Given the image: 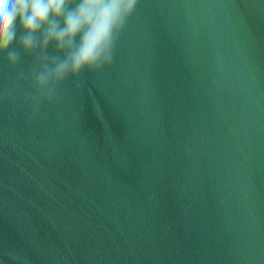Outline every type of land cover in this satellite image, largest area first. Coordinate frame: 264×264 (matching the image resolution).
<instances>
[{
  "label": "water",
  "instance_id": "95a60500",
  "mask_svg": "<svg viewBox=\"0 0 264 264\" xmlns=\"http://www.w3.org/2000/svg\"><path fill=\"white\" fill-rule=\"evenodd\" d=\"M32 91L0 105V264H264V0H140L110 67Z\"/></svg>",
  "mask_w": 264,
  "mask_h": 264
},
{
  "label": "clouds",
  "instance_id": "9594fccd",
  "mask_svg": "<svg viewBox=\"0 0 264 264\" xmlns=\"http://www.w3.org/2000/svg\"><path fill=\"white\" fill-rule=\"evenodd\" d=\"M140 0H0V55L9 67L21 61L15 43L34 58L31 71L20 72L11 89L0 90V105L15 101L24 81L34 91L23 103L34 119L41 107L58 103L69 78L110 67L120 36ZM17 20L22 30L17 38ZM54 44V54L48 48Z\"/></svg>",
  "mask_w": 264,
  "mask_h": 264
}]
</instances>
